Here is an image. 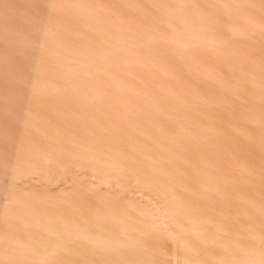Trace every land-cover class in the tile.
<instances>
[{"label": "water", "instance_id": "water-1", "mask_svg": "<svg viewBox=\"0 0 264 264\" xmlns=\"http://www.w3.org/2000/svg\"><path fill=\"white\" fill-rule=\"evenodd\" d=\"M0 264H264V0H0Z\"/></svg>", "mask_w": 264, "mask_h": 264}]
</instances>
